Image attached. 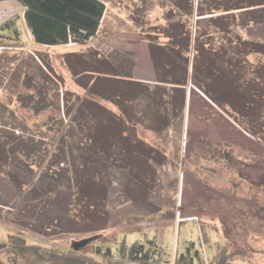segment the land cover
<instances>
[{"label": "rangeland", "instance_id": "374dc122", "mask_svg": "<svg viewBox=\"0 0 264 264\" xmlns=\"http://www.w3.org/2000/svg\"><path fill=\"white\" fill-rule=\"evenodd\" d=\"M105 1L98 30L85 42L39 45L23 28L24 44L0 47V128L34 138L28 155L0 170V264H65L50 254L73 249L104 264H138L119 250L133 241L149 250L150 257L142 260L148 264H174L181 253L191 256L187 264H264V141L191 83L190 66L182 88L185 98L180 100L178 89L173 94L182 107L168 112L171 123L161 131L135 126L139 139L164 154L147 196L126 195V180L115 169L104 216L91 223L105 221V228L88 230L63 211L70 173L49 164L68 168L70 157L64 155L67 148H57L58 140L68 141L64 135L77 111L115 109L110 101L88 96L87 79L98 76L103 87L117 77L137 90L147 83L152 87L157 76L176 70L167 55L178 57L180 45L192 61L196 33L219 57H239L237 63L251 73L257 69L264 74V18L251 17L256 8L229 10L233 1L219 0L218 8L204 6L198 15L197 0L192 10H186V0ZM17 6L18 0L1 1L0 21L20 12ZM236 49L242 51L232 54ZM115 68L130 70L131 76L83 71ZM30 186L35 189L26 191ZM54 186L62 187L61 194L39 195ZM30 203L34 210H28ZM13 236L29 248L12 246ZM84 238L86 243L73 246Z\"/></svg>", "mask_w": 264, "mask_h": 264}, {"label": "trees", "instance_id": "16d2710c", "mask_svg": "<svg viewBox=\"0 0 264 264\" xmlns=\"http://www.w3.org/2000/svg\"><path fill=\"white\" fill-rule=\"evenodd\" d=\"M18 1L22 5V10L0 23V47L7 44H24L23 28L29 32L31 40L39 45L54 46L69 42H85L96 34L106 7L105 0ZM189 1L190 4L186 0V10L188 8L192 10L193 0ZM230 1L233 3L227 5L226 9L256 8L251 17L255 20L264 18V0L249 1L247 5H241L243 0ZM219 3V0H197V14H203L204 6L213 10L219 7ZM175 4L179 6L178 2ZM220 16L222 17L224 14L214 17V19H219ZM184 48L186 51L185 46ZM241 51L236 49L231 53L236 55ZM183 52V46L180 45L178 57L172 53L167 55L171 58L169 60L172 61L174 68L176 67V70L171 71L173 76L168 73L169 76L168 74L159 75L155 79L159 82L172 84L170 87L156 82L152 87L147 83L137 90L130 86L133 83L118 77L115 81L113 80L114 83L111 81L104 87L98 76L86 80L88 96L96 95L100 99L110 101L115 109L104 106L105 109L99 108L100 110H98L96 108L91 113L77 111L76 114H72L71 118L73 119L69 122L70 133L64 135L68 141L62 142L61 139L57 142V148H67L64 155L70 157V162H66L70 166L58 168L53 163L49 165L57 171L69 170L68 179L71 182L68 187L71 190L64 198L63 211L67 212L71 218L77 217L82 220L88 230L106 227L105 221L97 226L91 223L101 220L104 216L107 188L115 169L121 170L122 177L126 180L123 185V192L126 195L145 197L149 193L153 171L160 160L162 161L164 154L139 139L135 132V126L141 124L148 129L161 131L165 125L171 123L170 111L173 113L182 107V101L172 100L175 97L173 94L178 89L180 91L177 93L181 95L180 100L185 98L182 88L187 83L189 66L190 76L188 77L191 83L229 113L243 129L264 141V126L261 123V119L264 117V74L257 73V69L251 73L245 66L237 63L240 60L239 57L237 60L230 57L227 59L219 57L218 52L210 45H206L198 33L194 35L193 39L191 62L188 63V57ZM85 70L131 76V71L127 69L122 71L117 68L83 69V71ZM79 72L74 71L72 75H78ZM90 81L91 84L88 86ZM126 82L128 86L125 85ZM259 122L261 125L256 128ZM33 139L0 128V170H3L7 163L12 164L19 160L21 155L27 154L28 148L33 146L30 143ZM58 162L64 164L63 161L59 160ZM60 188L62 187L44 188V191H40L39 195L43 197L50 192L58 195L59 190L62 191ZM34 189L35 187L30 186L26 191L32 192ZM59 193L61 194V192ZM27 206L31 211L35 209L36 205L30 203ZM44 207L40 208L43 210ZM27 224L33 229L37 228L31 222H27ZM59 231L61 230L59 229ZM17 236L11 237L12 246H22L28 249L29 246L25 245L24 239H19L20 237ZM16 239H19L21 243L15 241ZM19 243L20 245H18ZM119 250L130 259L138 261V264L140 261L141 264H148L142 260L150 257L149 250L145 249L141 241L122 245ZM95 252L100 254L98 248L95 249ZM110 252V248H107L106 254H111ZM50 256H53L55 261L63 260L65 264H104L92 257H83L75 249L69 250L67 254L52 253ZM188 256L187 258L185 253L178 254L174 264H187V259L192 261L191 256ZM153 264L159 263L156 261ZM189 264H193V262H189Z\"/></svg>", "mask_w": 264, "mask_h": 264}, {"label": "water", "instance_id": "95a60500", "mask_svg": "<svg viewBox=\"0 0 264 264\" xmlns=\"http://www.w3.org/2000/svg\"><path fill=\"white\" fill-rule=\"evenodd\" d=\"M87 240H88V238H84V239H81V240L75 241V242L73 243V246H74L75 248H77L78 246H80V245L86 243Z\"/></svg>", "mask_w": 264, "mask_h": 264}, {"label": "crops", "instance_id": "0c3cea01", "mask_svg": "<svg viewBox=\"0 0 264 264\" xmlns=\"http://www.w3.org/2000/svg\"><path fill=\"white\" fill-rule=\"evenodd\" d=\"M1 1H4V0H1ZM0 1V2H1ZM18 7V6H17ZM18 9H21L22 10V5L20 4V7H18ZM18 12V11H17ZM15 13V12H14ZM13 15V14H12ZM11 15H9V16H7L6 18H4L3 20H1L0 21V23L2 22V21H4L5 19H7L8 17H10Z\"/></svg>", "mask_w": 264, "mask_h": 264}]
</instances>
